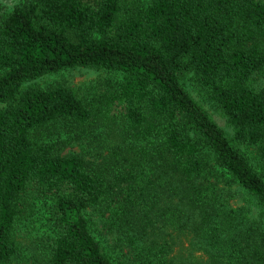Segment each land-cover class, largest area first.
<instances>
[{
  "label": "trees",
  "instance_id": "16d2710c",
  "mask_svg": "<svg viewBox=\"0 0 264 264\" xmlns=\"http://www.w3.org/2000/svg\"><path fill=\"white\" fill-rule=\"evenodd\" d=\"M74 68L122 80L99 108L60 82L33 83ZM260 74L264 0H27L0 16V264L19 252L18 224L42 208L45 264H124L94 234L98 207L110 226L131 230V264H264ZM186 80L222 111L233 138ZM102 125L116 138L110 157L60 152L68 127ZM206 151L249 205L206 194ZM187 240L207 260L187 254Z\"/></svg>",
  "mask_w": 264,
  "mask_h": 264
},
{
  "label": "rangeland",
  "instance_id": "374dc122",
  "mask_svg": "<svg viewBox=\"0 0 264 264\" xmlns=\"http://www.w3.org/2000/svg\"><path fill=\"white\" fill-rule=\"evenodd\" d=\"M26 1L0 0V16L12 11L17 5L23 4ZM144 1L148 2L149 0ZM121 80L122 75L116 72L89 68H74L45 76L33 83L44 87L52 83L60 82L74 89L79 97L99 108L102 96L107 91L116 88ZM254 83L258 88L264 87V74L256 75L254 77ZM185 86L194 99L224 129L226 134L230 138H233L234 131L228 124L222 111L196 91L189 80H186ZM2 106L3 104L0 103V107ZM108 131L107 127L103 125L100 127H92L86 132H82L80 128L68 127L60 133L62 139L59 150L64 155L79 154L87 161H102L104 157H110L112 151H118L117 148H114L117 145L116 138L114 139L112 135H109ZM55 137L52 139L53 141H55ZM239 148L251 158H255L258 155L256 148L246 147L244 145L239 146ZM206 152L210 155L209 168L205 177L201 179V182L210 188L206 194L211 195L213 192L221 202L228 203L232 207L242 204L249 205V197L245 192L233 183L231 176L224 169L215 163L213 154L209 151ZM152 187L154 190H161V184L159 182L152 184ZM105 208L99 209L98 207L91 212L94 223V234L101 241L105 251L116 263L124 262V264H131L133 258L129 246L133 234L122 223L110 226L108 220L110 215ZM157 214V211L150 213L152 220L156 221L158 217H155V215ZM46 218L47 215L43 208L39 211L36 209L18 224L17 238L20 248L17 256L9 264H45L49 257V253L45 247V236L48 232ZM168 231L170 232V229ZM150 232L152 233L151 229ZM167 239L170 240L169 238ZM184 244L183 249L184 251L186 249L187 254L197 256L201 261L207 260L201 251H192V246L188 243V240ZM176 250L175 252H170V255L176 256ZM126 254H128L129 259L125 258ZM192 261H195V259L192 258ZM175 263H177V260Z\"/></svg>",
  "mask_w": 264,
  "mask_h": 264
}]
</instances>
